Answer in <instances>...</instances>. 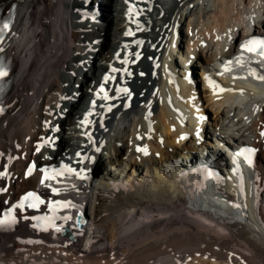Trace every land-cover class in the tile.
I'll list each match as a JSON object with an SVG mask.
<instances>
[{
  "label": "bare ground",
  "instance_id": "obj_1",
  "mask_svg": "<svg viewBox=\"0 0 264 264\" xmlns=\"http://www.w3.org/2000/svg\"><path fill=\"white\" fill-rule=\"evenodd\" d=\"M16 3L0 45L12 66L0 113V217L28 190L44 199L0 233V264H264V71L242 64L227 77L215 63L244 53L252 32L264 35V0L0 7ZM242 144L259 149L240 173L243 187L229 180L221 150ZM62 162L74 171L41 180L42 165ZM200 165L219 169L228 205L196 176ZM50 205L56 225L39 230L35 217Z\"/></svg>",
  "mask_w": 264,
  "mask_h": 264
},
{
  "label": "snow or ice",
  "instance_id": "obj_2",
  "mask_svg": "<svg viewBox=\"0 0 264 264\" xmlns=\"http://www.w3.org/2000/svg\"><path fill=\"white\" fill-rule=\"evenodd\" d=\"M8 27H9V25H8L7 23H5V24L3 25V27L0 28V32H3V31H4L5 29H7ZM129 34H132V33H129ZM256 44H259V45H261V46H264V41H255V40H253V41H250V42H249V45H256ZM249 45H245V47H246L249 51L254 50V49H253L252 47H250ZM113 71H116V70L113 69ZM6 75H7V72H6V71H2V70H0V77L6 76ZM262 79H264V77H262ZM122 91H124L125 93H127V90H126V89H124V90H122ZM107 98H108V97L105 96V99H107ZM109 110H111V109L109 108ZM0 111H3V109H0ZM138 151H143V150H142V149H138ZM246 151H251V150H246ZM241 154H242V153H241ZM69 171L72 172V171H74V170H73V169H69ZM24 200H25V201H28V200H34V201H35V203H32V204L29 205L30 207H36L38 203H43V201H41V200L39 199V197H37L34 193H28L27 196L24 197ZM18 207L23 208V207H24V204L22 203V204L18 205ZM15 222H16V221H15V217H11L10 219H9V218H5V219H3V220H0V227L7 226V225H10V224L15 223Z\"/></svg>",
  "mask_w": 264,
  "mask_h": 264
},
{
  "label": "water",
  "instance_id": "obj_3",
  "mask_svg": "<svg viewBox=\"0 0 264 264\" xmlns=\"http://www.w3.org/2000/svg\"><path fill=\"white\" fill-rule=\"evenodd\" d=\"M87 223H88V221H87V216H86V214L82 211V210H79L78 211V216H77V226L79 227V228H82V227H84V226H86L87 225ZM62 232V231H61ZM63 234H64V232H62ZM75 236V234L74 235H70V237H74Z\"/></svg>",
  "mask_w": 264,
  "mask_h": 264
},
{
  "label": "rangeland",
  "instance_id": "obj_4",
  "mask_svg": "<svg viewBox=\"0 0 264 264\" xmlns=\"http://www.w3.org/2000/svg\"><path fill=\"white\" fill-rule=\"evenodd\" d=\"M129 104H130V102H129Z\"/></svg>",
  "mask_w": 264,
  "mask_h": 264
}]
</instances>
